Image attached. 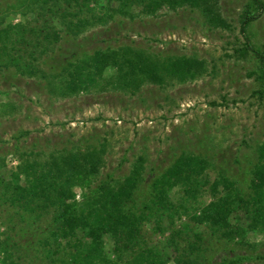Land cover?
Wrapping results in <instances>:
<instances>
[{"label": "trees", "instance_id": "obj_1", "mask_svg": "<svg viewBox=\"0 0 264 264\" xmlns=\"http://www.w3.org/2000/svg\"><path fill=\"white\" fill-rule=\"evenodd\" d=\"M107 2L110 11L131 19L190 8L198 10L211 28H232L221 0ZM92 3L98 6L102 0H23L22 15L35 14L43 23L9 26L0 20V71L13 65L23 76L41 77L61 98L110 90L135 95L146 85L186 84L207 73V62L195 56H161L131 46L84 50L95 21H106L103 17L91 21L83 15ZM263 14L264 0H250L244 7L240 26L246 41L235 48L238 58L257 59L259 70L252 75L260 84L255 91L260 100L264 99V52L253 44L249 28ZM55 19L64 28L63 35ZM65 39L70 44L63 49L58 45ZM72 48L76 53L68 58ZM57 49L60 54L54 55ZM257 154L248 191L243 192L225 175L211 183L206 179L209 160L182 153L151 181L148 197L140 206L136 200L146 182L143 157L123 179L99 181L105 166L102 149L57 150L44 159L25 151L16 168L7 173L0 155V210L41 230L40 244L33 249L46 250L52 245L50 240L55 241V249L48 251L61 256L59 264H212L213 252L223 245L237 242L250 247L247 236L264 233V141ZM206 186L211 191L208 203L200 201ZM76 189L81 190V200ZM186 216L189 221L178 225ZM152 218L157 220L156 231L164 235L157 243L145 233L146 222ZM41 223H46L45 228L38 226ZM14 247L10 236L0 240L3 264H18L11 252ZM249 259L246 255L223 258L220 264H242Z\"/></svg>", "mask_w": 264, "mask_h": 264}, {"label": "rangeland", "instance_id": "obj_2", "mask_svg": "<svg viewBox=\"0 0 264 264\" xmlns=\"http://www.w3.org/2000/svg\"><path fill=\"white\" fill-rule=\"evenodd\" d=\"M22 2L0 0V20L9 26L29 21L30 26H36L40 19L35 14L24 17ZM249 2L221 0L231 29L211 28L198 10L190 8L131 19L110 11L107 0L98 6L92 3L83 15L91 21L99 17L106 21H95L96 26L87 32L91 39L84 43V50L131 46L161 56H195L207 62V73L186 84L146 85L135 95L110 90L61 98L51 92L47 80L23 76L15 66L6 65L0 71V155L6 173L16 168L25 151L44 159L57 150L97 148L105 152V166L98 180H121L143 157L146 182L136 200L140 206L156 176L182 153H195L209 160L208 181L212 183L225 175L247 192L258 160L257 147L264 141V99L255 95L260 84L252 75L259 70L257 59L235 56V48L246 41L241 33L240 14ZM39 23L42 26L43 21ZM54 23L63 35L62 25L57 19ZM249 33L253 44L264 52V14L252 24ZM61 42L59 47L68 48L66 39ZM60 49L54 55H59ZM71 50L66 54L68 58L76 53ZM51 63L45 66L46 70H50ZM76 192L81 200V190ZM210 194V187L206 186L200 201L210 202ZM9 216L7 210H0V234L4 232L0 240L10 236L18 248L11 251L16 263H60L61 256L48 251L55 249V241L51 239L52 245L46 250L33 249L40 244L41 230L36 231L18 215ZM186 221L187 216L178 225ZM45 224L38 226L45 228ZM145 226L149 241L164 239L156 231L157 220L152 218ZM246 241L252 246L237 242L223 245L213 252L212 264L244 255L252 260L242 264H264V258H259L264 256V233H250Z\"/></svg>", "mask_w": 264, "mask_h": 264}]
</instances>
